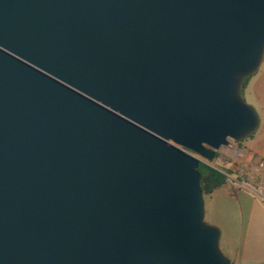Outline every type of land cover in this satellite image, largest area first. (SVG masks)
<instances>
[{
	"label": "water",
	"instance_id": "95a60500",
	"mask_svg": "<svg viewBox=\"0 0 264 264\" xmlns=\"http://www.w3.org/2000/svg\"><path fill=\"white\" fill-rule=\"evenodd\" d=\"M263 56L264 0H0V264H234L184 149L258 128Z\"/></svg>",
	"mask_w": 264,
	"mask_h": 264
},
{
	"label": "rangeland",
	"instance_id": "374dc122",
	"mask_svg": "<svg viewBox=\"0 0 264 264\" xmlns=\"http://www.w3.org/2000/svg\"><path fill=\"white\" fill-rule=\"evenodd\" d=\"M241 97L245 103L252 106L247 95L244 96L241 93ZM246 138L239 141L230 140L227 146H222L219 149L217 152L218 157L213 161H207L201 158L208 164L227 174V188H230V192L235 195L234 198L230 195L225 196L223 193L225 189H222L215 195H204V198L208 202L207 204L205 203L204 222L207 225L218 228L220 232V227L215 223L218 221L228 222L229 224L226 225L229 229H235L239 233V241L235 249L237 252V261L242 264H264V212L262 211V206H264V192L259 190L258 194H254L244 187L246 185L245 183L242 185L239 184L240 188H238L235 185L237 182L234 179L237 178L240 181L245 180L255 188L259 187L258 182L261 178L260 176L255 178L253 182L248 180L249 175L255 173V170L262 165L256 159L247 161V158L243 156L242 151L245 147ZM249 193L252 194L251 196H255L252 198H256L252 199L253 202L256 201L254 206L256 204L255 211L257 213L254 219H250L247 213L246 196ZM243 254H245L244 258L241 257ZM229 259L231 260V258Z\"/></svg>",
	"mask_w": 264,
	"mask_h": 264
},
{
	"label": "crops",
	"instance_id": "0c3cea01",
	"mask_svg": "<svg viewBox=\"0 0 264 264\" xmlns=\"http://www.w3.org/2000/svg\"><path fill=\"white\" fill-rule=\"evenodd\" d=\"M244 96H248L250 99V104L256 109L259 115V126L254 131V133L251 136H248L245 140V147L243 148V156L246 157L247 161H252L253 159H256L261 162V167L255 170V173H251L249 175L248 180L253 182L255 178L261 177L258 185V188H255L251 183L246 182L245 180L240 181L237 180V178H234L237 183L235 185L240 188L239 184L245 183L244 186L247 188L250 192L254 194H258V191L261 190L264 192V56L262 63L258 70L254 72L250 78V81L248 83V86L243 94ZM242 155V154H241ZM228 184L224 185L220 189H217L212 194H218L219 191L222 189H225L223 192L224 195H230L232 198H234V194L230 192V188H227ZM252 194H247V200H246V206H248L247 213L249 214L250 219H254L256 217V211L255 206L252 198L255 197ZM262 196V195H261ZM264 197V196H263ZM251 199V200H250ZM205 203L207 204V199H205ZM262 205V204H261ZM262 211L264 212V206H262ZM218 226L221 229V235H220V241H219V247L222 253L227 257L231 258L232 262L234 264H242L241 262L237 261V252L235 251L238 241H239V233L237 230L232 229L230 230L229 227L226 224H229L228 222L218 221ZM264 256V255H263ZM227 257V258H228ZM242 258L245 257V254L241 256ZM236 260V261H235ZM264 260V257H263Z\"/></svg>",
	"mask_w": 264,
	"mask_h": 264
},
{
	"label": "trees",
	"instance_id": "16d2710c",
	"mask_svg": "<svg viewBox=\"0 0 264 264\" xmlns=\"http://www.w3.org/2000/svg\"><path fill=\"white\" fill-rule=\"evenodd\" d=\"M251 76L252 75L247 76L243 80V83L241 86L242 94H244ZM252 134H250L249 136H251ZM217 157H218V154H216L215 158ZM198 171L201 176V188H202L204 195H211L217 189H220L221 187L227 184V174L206 162H200Z\"/></svg>",
	"mask_w": 264,
	"mask_h": 264
},
{
	"label": "built area",
	"instance_id": "2783aa9c",
	"mask_svg": "<svg viewBox=\"0 0 264 264\" xmlns=\"http://www.w3.org/2000/svg\"><path fill=\"white\" fill-rule=\"evenodd\" d=\"M184 151L186 152V153H188L189 155H191V156H193V157H196V158H199L200 160H202L201 158V156H199L198 154H196V153H194V152H192V151H190V150H186V149H184ZM202 161H204V160H202Z\"/></svg>",
	"mask_w": 264,
	"mask_h": 264
}]
</instances>
